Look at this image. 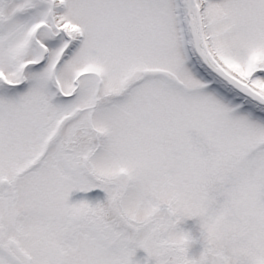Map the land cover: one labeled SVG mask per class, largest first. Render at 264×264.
I'll list each match as a JSON object with an SVG mask.
<instances>
[{"label": "snow or ice", "instance_id": "obj_1", "mask_svg": "<svg viewBox=\"0 0 264 264\" xmlns=\"http://www.w3.org/2000/svg\"><path fill=\"white\" fill-rule=\"evenodd\" d=\"M0 264H264V0H0Z\"/></svg>", "mask_w": 264, "mask_h": 264}]
</instances>
